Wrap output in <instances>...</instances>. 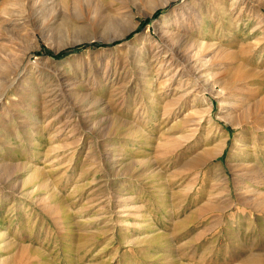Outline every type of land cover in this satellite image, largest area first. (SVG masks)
<instances>
[{
  "label": "rangeland",
  "instance_id": "374dc122",
  "mask_svg": "<svg viewBox=\"0 0 264 264\" xmlns=\"http://www.w3.org/2000/svg\"><path fill=\"white\" fill-rule=\"evenodd\" d=\"M262 1L111 0L106 23L109 0H52L0 25L19 73L0 84V264L264 254Z\"/></svg>",
  "mask_w": 264,
  "mask_h": 264
},
{
  "label": "bare ground",
  "instance_id": "6f19581e",
  "mask_svg": "<svg viewBox=\"0 0 264 264\" xmlns=\"http://www.w3.org/2000/svg\"><path fill=\"white\" fill-rule=\"evenodd\" d=\"M51 1L52 0H0V23H1L0 25L2 26V29L4 31H9L13 27L19 25V21L23 20L22 18H23L24 14H26V13H31V14L35 13L36 14V12L40 11L41 6L48 4ZM165 3L166 2L156 4L155 7H157L159 5L161 6ZM127 4H128V2H127ZM112 5H113V3L111 2V0H109V2L107 4L108 13L105 16L106 23H110V22L114 21L115 17L119 14L121 15V13L123 12L121 9L123 7H125L123 4L120 7L118 6V8L113 7ZM261 6H264V1H262ZM25 16H27V15H25ZM3 24H4V26H3ZM164 36L167 38L166 41L175 39V37L182 39L181 36H178L177 34H173L171 31L170 32L168 31L167 33L165 32ZM180 39H178V41ZM175 40H177V39H175ZM190 41H192V40H190ZM198 44H200L199 49L203 48L202 43H198ZM4 45H6V44L3 43V46ZM208 45H210V43ZM166 46H168V45H166ZM0 54H1V56H0V84H5L6 88H4V89H7V88H9V86H11L14 83V81H15V79L19 73H18V71H16V73H14V70H11L8 63H7V60L10 59V55H11L10 51L6 50L4 47L3 48L0 47ZM200 70H201V66H199V67L197 66L196 71L198 72ZM3 94H4V92H3ZM3 94H0V98ZM259 205H260V203H259ZM244 260L245 261H243L241 264H264V254L263 255H256V256H250L249 255L248 258H245Z\"/></svg>",
  "mask_w": 264,
  "mask_h": 264
},
{
  "label": "trees",
  "instance_id": "16d2710c",
  "mask_svg": "<svg viewBox=\"0 0 264 264\" xmlns=\"http://www.w3.org/2000/svg\"><path fill=\"white\" fill-rule=\"evenodd\" d=\"M65 52H66V51H62V52H60V53H58V54H55V56L63 55Z\"/></svg>",
  "mask_w": 264,
  "mask_h": 264
}]
</instances>
